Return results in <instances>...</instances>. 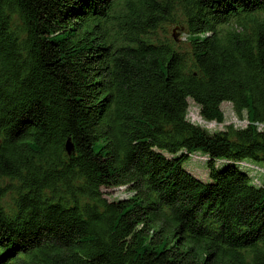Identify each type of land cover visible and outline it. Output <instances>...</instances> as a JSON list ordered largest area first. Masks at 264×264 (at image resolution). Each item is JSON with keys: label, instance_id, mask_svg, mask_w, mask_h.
<instances>
[{"label": "trees", "instance_id": "1", "mask_svg": "<svg viewBox=\"0 0 264 264\" xmlns=\"http://www.w3.org/2000/svg\"><path fill=\"white\" fill-rule=\"evenodd\" d=\"M258 123L264 0H0V264H264Z\"/></svg>", "mask_w": 264, "mask_h": 264}, {"label": "rangeland", "instance_id": "2", "mask_svg": "<svg viewBox=\"0 0 264 264\" xmlns=\"http://www.w3.org/2000/svg\"><path fill=\"white\" fill-rule=\"evenodd\" d=\"M168 31L166 32L164 29L160 28L159 33L161 35L163 34H168L169 37L175 35L177 38H185V35L182 34V31L175 26H167ZM222 108L225 112V121L223 123H218L216 121L213 122H208L205 121L199 112V107L197 104L193 101L190 100V108H189V118L201 125H204L208 129L214 131V130H221L224 129L227 124L233 123L236 126H245L248 121L246 118L242 119L240 116L236 114L234 111L233 105L230 102H224L222 104ZM207 158V159H206ZM209 157L203 154V152L197 151L192 153L189 158L185 162V166L190 169L194 174H196L198 177H200L203 180H209V174H208V166H207V160ZM244 161L248 163H252L254 165H257L261 167V169H257L258 172L260 173L259 179L264 180V162H259V161H254L252 159H245ZM244 170L252 173V170L250 168H244ZM110 194H108L109 198H126L132 193L128 190L126 186H121L118 188H113L109 190ZM10 201L8 200V203Z\"/></svg>", "mask_w": 264, "mask_h": 264}, {"label": "water", "instance_id": "3", "mask_svg": "<svg viewBox=\"0 0 264 264\" xmlns=\"http://www.w3.org/2000/svg\"><path fill=\"white\" fill-rule=\"evenodd\" d=\"M72 147H73L72 144L68 143V150L69 151H71Z\"/></svg>", "mask_w": 264, "mask_h": 264}, {"label": "built area", "instance_id": "4", "mask_svg": "<svg viewBox=\"0 0 264 264\" xmlns=\"http://www.w3.org/2000/svg\"><path fill=\"white\" fill-rule=\"evenodd\" d=\"M260 127H264V124L258 123Z\"/></svg>", "mask_w": 264, "mask_h": 264}, {"label": "bare ground", "instance_id": "5", "mask_svg": "<svg viewBox=\"0 0 264 264\" xmlns=\"http://www.w3.org/2000/svg\"><path fill=\"white\" fill-rule=\"evenodd\" d=\"M252 167H253V166H252ZM257 169H261V168L257 167Z\"/></svg>", "mask_w": 264, "mask_h": 264}]
</instances>
